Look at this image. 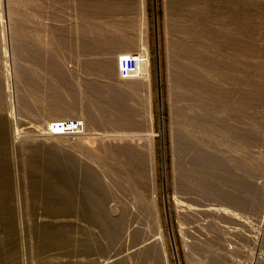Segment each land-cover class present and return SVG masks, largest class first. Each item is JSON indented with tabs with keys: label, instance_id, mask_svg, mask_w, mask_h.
Listing matches in <instances>:
<instances>
[{
	"label": "rangeland",
	"instance_id": "rangeland-1",
	"mask_svg": "<svg viewBox=\"0 0 264 264\" xmlns=\"http://www.w3.org/2000/svg\"><path fill=\"white\" fill-rule=\"evenodd\" d=\"M183 4L0 0V264H189L180 208L264 214V0Z\"/></svg>",
	"mask_w": 264,
	"mask_h": 264
},
{
	"label": "built area",
	"instance_id": "built-area-1",
	"mask_svg": "<svg viewBox=\"0 0 264 264\" xmlns=\"http://www.w3.org/2000/svg\"><path fill=\"white\" fill-rule=\"evenodd\" d=\"M64 133H72L71 130H79L80 122L77 120H63L53 123ZM222 203H208L207 213L192 215L189 205L180 208L177 220V234L181 251L189 264H196L198 251H189L190 245L200 243L199 240L206 239L213 244L212 251H226L231 264H254L253 260L244 258L245 251H260L261 227L264 223V214L244 212L241 214L237 209H226ZM182 206V205H181ZM240 212V213H239ZM253 222L254 230L250 235V249L245 244V224ZM194 230V231H193ZM201 235V236H200ZM249 240V239H248Z\"/></svg>",
	"mask_w": 264,
	"mask_h": 264
},
{
	"label": "bare ground",
	"instance_id": "bare-ground-1",
	"mask_svg": "<svg viewBox=\"0 0 264 264\" xmlns=\"http://www.w3.org/2000/svg\"><path fill=\"white\" fill-rule=\"evenodd\" d=\"M181 2H184V4L183 5H185V7L189 4V1L190 0H180ZM196 2V1H195ZM184 7V8H185ZM183 15V18L182 19H185V21H187L188 19V13H185V14H182ZM189 21V20H188ZM186 85V84H185ZM191 85V84H190ZM81 127V126H80ZM53 128H54V130H53ZM61 131L62 130H59L55 125H52L51 127H50V133H54V132H56V133H59V134H61ZM79 130H71V132H72V134H76L77 132H78ZM62 134H66V133H64V132H62ZM209 166V165H208ZM203 173V172H202ZM205 173V172H204ZM206 178H207V176H205ZM193 178V177H192ZM195 178V177H194ZM207 179H209V178H207ZM190 180H192V179H190ZM194 182V181H193ZM201 182V181H200ZM202 187H201V186ZM199 188L201 189V190H204V191H213V192H215V193H218L219 192V190L217 189V188H215V187H213V185H212V183H208V182H204V183H199ZM245 187H247L246 185H245ZM249 188V187H248ZM196 191H197V188H196ZM202 193H204L203 191L202 192H200L199 193V191H198V193L197 194H202ZM206 194V193H205ZM238 201L240 202V203H242V204H244V198H242V199H238ZM191 204V206L190 207H193V205H194V207L193 208H195L196 206H197V204H196V202H191L190 203ZM249 205V204H248ZM244 207H245V204L243 205ZM248 212V211H247ZM157 239H159V236H157ZM161 240V239H160ZM159 240V245H160V243H161V241ZM159 251L162 253V245H160V249H159ZM163 261H164V259H163Z\"/></svg>",
	"mask_w": 264,
	"mask_h": 264
},
{
	"label": "crops",
	"instance_id": "crops-1",
	"mask_svg": "<svg viewBox=\"0 0 264 264\" xmlns=\"http://www.w3.org/2000/svg\"><path fill=\"white\" fill-rule=\"evenodd\" d=\"M56 67L54 66L53 67V70H54V74H55V76H56V73H55V71H56V69H55ZM59 76H61V73L59 74ZM63 79H64V77H63Z\"/></svg>",
	"mask_w": 264,
	"mask_h": 264
}]
</instances>
